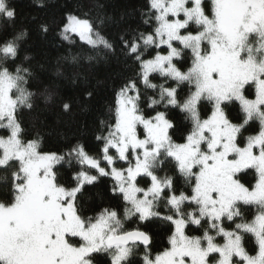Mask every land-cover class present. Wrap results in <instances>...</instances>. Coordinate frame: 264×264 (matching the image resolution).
Returning <instances> with one entry per match:
<instances>
[{
    "label": "snow or ice",
    "instance_id": "1",
    "mask_svg": "<svg viewBox=\"0 0 264 264\" xmlns=\"http://www.w3.org/2000/svg\"><path fill=\"white\" fill-rule=\"evenodd\" d=\"M210 5L209 15L204 0H149V17L156 23L153 31L138 32L130 40L120 37L121 51L139 65V82L159 89V99L149 97L147 107L178 108L192 128L184 143L173 142L172 120L162 111L146 116L140 108L137 80L129 79L117 93L115 123L108 125L106 135L96 136L102 141L106 166L80 142L58 154L40 151L39 140L22 139L17 113L34 106L36 94L27 88L33 73L22 65L10 71L7 62L17 59L27 33L20 31L0 41V128L8 130L6 137H0V167L18 165L11 172L10 197L0 200V264H96L95 254L100 253H107L111 264H132L138 243L144 245L143 264H264V0H210ZM15 16L9 0H0V21H14ZM66 20L60 32L63 39L75 34L97 53L116 54L114 43L90 19L68 14ZM144 23L149 24V19ZM191 24L197 27L190 29ZM41 28L48 31L47 26ZM162 46L166 54L157 51L154 57L144 58L145 50ZM184 50L192 56L187 71L174 62ZM153 73L175 81L176 87L152 83ZM183 83L193 85L194 91L181 100L177 88ZM246 91H254V98ZM201 100L213 105L211 116L203 120L198 110ZM233 101L239 102L241 123H233L222 107ZM63 108L69 111L70 105L65 103ZM254 120L259 121V131L240 146L238 137ZM169 159L191 186V194L177 195L173 177L157 174ZM65 161L81 166L74 173L73 186L59 183L54 171ZM117 161L128 166L116 167ZM246 170L257 174L251 188L239 178ZM99 177L114 181L113 195L122 196L128 205L124 219L159 218L173 225L170 247L153 258L150 236L139 229L123 231L115 208H105L95 217L82 216L78 194ZM144 177L150 183L141 187L138 178ZM161 200L173 214L156 210ZM186 202L194 206L187 212ZM241 204L256 206L257 213L250 222L235 223L228 230L224 220L241 217ZM189 225L203 227V235H187ZM245 233L255 237V256L244 248ZM216 236H222L224 243H216Z\"/></svg>",
    "mask_w": 264,
    "mask_h": 264
},
{
    "label": "trees",
    "instance_id": "2",
    "mask_svg": "<svg viewBox=\"0 0 264 264\" xmlns=\"http://www.w3.org/2000/svg\"><path fill=\"white\" fill-rule=\"evenodd\" d=\"M11 7L15 9L14 21H0V41L10 40L20 31H26V37L20 42L18 57L15 61H8L7 67L14 71L17 65L28 67L33 73L29 78L27 88L35 93L32 109L22 108L17 116L21 123L23 140L36 139L40 142V151L65 153L72 145L80 142L84 144L86 151L100 160L101 166H106L102 159V141L96 139L97 135H106L108 125L115 123V108L117 93L129 80L136 79L141 91L140 108L146 116L155 115L156 111L167 114L172 120L174 127L169 130L173 142L184 143L185 137L192 128L186 114L178 108L163 104L154 108L147 107L149 97L159 99L156 90L146 88L139 82L137 73L139 65L131 57L121 51L120 37L130 40L138 33H148L156 26L154 20L149 17V0H9ZM206 13L210 15V0L204 1ZM68 14L90 19L97 29L116 47L115 55L97 53L89 45L82 42L78 37L71 36L68 40L63 39L60 32L67 22ZM149 19V24L144 20ZM47 26L48 31H42L41 26ZM197 26L190 25V29ZM183 32V30H182ZM177 47H182L177 45ZM160 51L166 54V48H148L144 51V58L150 59ZM73 57L76 59L74 60ZM92 57V59H89ZM27 58V59H25ZM192 56L190 50H184L182 57L174 62L182 71H187L191 66ZM152 83L163 84L165 87H176V82L153 73L150 76ZM194 86L187 83L177 88L178 99H184ZM51 93V98L47 99ZM91 93V96L88 95ZM249 98L254 97V91H246ZM70 105V110L65 111L63 105ZM229 119L233 123H241L243 113L238 102L222 105ZM201 120L211 116L213 105L207 100H201L198 105ZM101 121L104 123L102 124ZM260 129L258 120L250 121L238 137L240 146H244L246 138L256 134ZM141 134L143 129L139 128ZM8 130L0 128V137H6ZM114 152V150H112ZM126 162L117 161L116 167H127ZM18 167L13 164L11 168L0 167V200L10 197L11 172ZM81 170V166L73 161L57 164L54 171L58 182L66 186H73L74 173ZM84 170L90 174H97L94 169ZM161 177L168 175L174 179L176 194L184 192L191 194V186L176 170L175 161L169 159L162 169L157 170ZM242 183L251 188L254 186L257 175L254 170L239 174ZM140 186L150 183L148 178H139ZM114 181L110 177H99L93 184H86L78 194V206L82 216L95 217L105 208H115L123 221L122 230L132 231L139 229L146 232L151 238L148 249L154 258L156 254L170 247L169 237L174 226L159 218H152L141 222L137 216L124 219V208L128 205L122 196L113 195L111 189ZM191 207L186 202L183 206L185 212ZM241 217L235 221L224 220V226L228 230L235 228V223L250 222L257 213L254 205H239ZM162 215L173 214L163 200L156 208ZM206 227V222L202 221ZM204 228L189 225L185 232L190 236H202ZM211 234L215 235V232ZM243 245L249 255L255 256L258 246L255 237L245 233ZM216 236L219 244L222 237ZM96 264H111V257L107 253L95 254ZM144 247L137 245L131 257L132 264H143Z\"/></svg>",
    "mask_w": 264,
    "mask_h": 264
},
{
    "label": "rangeland",
    "instance_id": "3",
    "mask_svg": "<svg viewBox=\"0 0 264 264\" xmlns=\"http://www.w3.org/2000/svg\"><path fill=\"white\" fill-rule=\"evenodd\" d=\"M204 1H206V0H204ZM189 6H190V4H189ZM181 19L183 18V16L181 15V17H180ZM170 19H174L173 17H170ZM71 36H76L75 34H69V37H71ZM76 37H78V36H76ZM79 38V37H78ZM83 42V41H82ZM179 43L178 42H174V46H177ZM162 47H165L166 48V46H162ZM158 74V73H157ZM254 98V97H253ZM239 103V102H238ZM122 162H124V161H122ZM247 171H249V170H246L245 172H247ZM254 172H255V170H254ZM244 173V172H243ZM257 175V174H256ZM145 178V177H144ZM147 178V177H146ZM139 179V178H138ZM186 230V229H185ZM252 235V234H251ZM218 237H222V236H218ZM217 237V238H218ZM223 238V237H222ZM216 243H218V241L216 240L215 241ZM222 242L224 243V238L222 239ZM222 243V244H223ZM258 246V245H257ZM214 255H216L217 256V258H218V254H214ZM234 259H238V258H234Z\"/></svg>",
    "mask_w": 264,
    "mask_h": 264
},
{
    "label": "water",
    "instance_id": "4",
    "mask_svg": "<svg viewBox=\"0 0 264 264\" xmlns=\"http://www.w3.org/2000/svg\"><path fill=\"white\" fill-rule=\"evenodd\" d=\"M137 245H140V246H142V247H144V245L143 244H137ZM150 245H151V241H150V244H149V246L148 247H150Z\"/></svg>",
    "mask_w": 264,
    "mask_h": 264
}]
</instances>
